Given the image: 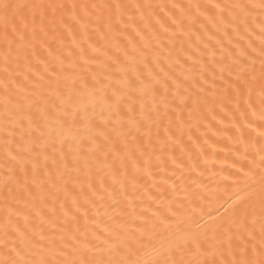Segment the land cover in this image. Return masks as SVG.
Instances as JSON below:
<instances>
[{
    "label": "snow or ice",
    "instance_id": "obj_1",
    "mask_svg": "<svg viewBox=\"0 0 264 264\" xmlns=\"http://www.w3.org/2000/svg\"><path fill=\"white\" fill-rule=\"evenodd\" d=\"M0 264H264V0H0Z\"/></svg>",
    "mask_w": 264,
    "mask_h": 264
},
{
    "label": "bare ground",
    "instance_id": "obj_2",
    "mask_svg": "<svg viewBox=\"0 0 264 264\" xmlns=\"http://www.w3.org/2000/svg\"><path fill=\"white\" fill-rule=\"evenodd\" d=\"M210 143L213 147L206 148L207 162H205V160H200V166L192 173V179L197 180L203 185H207V191L209 193L215 192L223 199L226 198L231 191L229 187L231 180L225 182L222 177L228 175L229 171H231L229 165L236 159V156L233 154L236 146L229 145L226 137L212 138ZM200 172H204L202 177L199 175ZM188 183L191 184V181ZM192 187H195V185ZM225 189H227V191H225ZM183 197L184 193L181 191L179 193V199L182 200ZM205 210H207V205H205Z\"/></svg>",
    "mask_w": 264,
    "mask_h": 264
}]
</instances>
